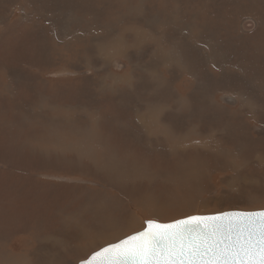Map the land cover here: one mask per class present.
<instances>
[{
	"label": "rangeland",
	"instance_id": "374dc122",
	"mask_svg": "<svg viewBox=\"0 0 264 264\" xmlns=\"http://www.w3.org/2000/svg\"><path fill=\"white\" fill-rule=\"evenodd\" d=\"M262 1L0 0V43L17 46L22 63L33 55L44 69L43 79L30 77L35 82L24 103L2 104L7 111L21 107L8 126L35 150L76 140L94 165L87 172L93 183L49 169L36 176L50 186L97 188L86 190L72 217L60 219L76 229L74 264L140 231L145 220L264 210V10L255 6ZM8 21L23 29V39L32 37L31 47L2 38ZM49 82L59 89L48 99L39 84ZM15 86L8 81L0 93L8 99ZM111 130L128 148L111 144L107 138L117 134ZM22 219L13 222L18 229ZM47 227H38L46 245L33 260L27 259L33 250L0 233V264H66L70 234L58 228L57 236L41 234ZM21 228L32 234L29 218Z\"/></svg>",
	"mask_w": 264,
	"mask_h": 264
},
{
	"label": "bare ground",
	"instance_id": "6f19581e",
	"mask_svg": "<svg viewBox=\"0 0 264 264\" xmlns=\"http://www.w3.org/2000/svg\"><path fill=\"white\" fill-rule=\"evenodd\" d=\"M47 2H48V0H47ZM249 3H250V1H249ZM260 4H256L255 6L257 8L264 10V0L262 2H260ZM52 7H54L53 4H52ZM263 13H264V11H263ZM15 25H16V23L11 24L8 21L4 25L2 38L9 39L10 43H14L15 40L18 38L16 45H18V43L21 42V43H24L26 48H28V46L31 47L32 37L28 38V39L27 38L23 39L24 37H22L20 35V34L23 35V32H22L23 29L20 28L21 30L20 29L18 30V27H16ZM20 46H21V44H20ZM14 48L15 47H12V46L7 45L5 43H0V74H3L5 77V83L1 82L2 80H0V82H1L0 88L7 85L8 81H10L11 83L16 84L14 89L18 90L17 93H15V92L11 93L12 92L11 91L9 94H7L9 97L8 99H10V101H8V99L3 97V95H2L3 93H0V105H1L0 106V233H3L4 231H6V232H8V238L10 240L18 239L20 242L19 247L21 249L24 250L25 248H29V249L33 250L32 254L28 252V254L30 256H28V258H27L29 260H33V259L39 257L43 247L46 245V244L41 243L39 241V238H41V237H40L39 233H37L40 230V228H38V227L40 225H49V227H47V228H42L44 230V232H42L41 234L51 233V234H53V236H55V235L57 236V234L54 235V233H55V228H58V230L60 232H67L68 235L70 234L69 238L66 239V241L69 245V249H68L69 253H68L67 258H65V261H66V264H74L75 259L77 257L75 253L77 250L80 249L79 246L75 247L73 245L74 243H71V242H73V237H74L76 229H74V227H72V226H64L62 221H60V219L62 218V215H64V214H68V216L71 215V217H72L74 215V210L77 207L82 206L86 202V200L88 199L87 195L84 194L86 192V190L91 189L92 191H96L97 188H87L85 185H81L79 187L80 190L78 191L77 189L74 188V186H73V188H71L72 186H70V185L64 186V184H61V185L57 184V185L50 186L52 184H49L47 182H43L42 180L38 179L36 176H38V172L45 171V170L49 169L50 172L52 171V172L58 173V174H56V176L57 175H63L65 177V176H68V173H78L84 179L82 178L81 180L80 179L75 180L74 182L80 181L83 183H85V182L91 183L92 181L90 182V180L88 179V173L87 172L89 171V173L91 174V170H92V167L94 165L88 160L90 158L89 156H91L89 150L83 149V147H84L83 145H76V142H75L76 140H74V139H73L74 141H70L71 138H69V141L65 142V143H53V144H47L46 143V145H45L46 147H44V148L42 146H41V148H39L41 145L40 144V145H38V148L35 150L34 146H29L28 144L27 145H21L23 139L25 138V135L23 134V132H17L18 129L14 128L15 126H8V123L14 120L10 117V115L14 112V110L16 108H21V107H19V106L12 107L11 106L9 108L11 110L7 111L6 109H8V107L7 106L2 107V104L3 103L10 104V102H13V101L16 103L19 102V104H21L22 102L24 103L26 98H28L30 95V89L29 88L35 82L34 79H37V80L43 79L42 72H44V69L42 70V67L36 66L37 62L34 61L33 55H28V56L24 55L23 56V63H22V61H21L22 54L20 55L18 53L17 46L15 48V52H14ZM12 52H14V56H12ZM13 59H15L16 62H13ZM35 68L38 70L34 71ZM26 70H29L31 72V74L26 75V72H25ZM16 71H19V72H16ZM39 71H41V73ZM30 77H32L34 79H32ZM18 79H20V80H18ZM39 86L42 88L41 91H45L44 96L48 99L51 98L53 96V94H55L56 91H58V89H59L58 85L55 83H52V82L48 83L49 88H48V86L45 88L44 84H39ZM41 91L38 90L37 92H35V94H39ZM5 94L6 93H4V95ZM67 99H68V101H70V96H67ZM20 106H22V105H20ZM28 113H31V110H28L27 114ZM67 113H69V112H67ZM39 117L40 116H37V118H39ZM49 119H46V121H48V123L50 121L54 120V118H52L50 120ZM16 120H17V122L19 121L18 119H16ZM42 120H44V119H42ZM67 123H68L69 127H72L74 124L72 122H67ZM110 127L111 126L107 125V126L103 127V129H110ZM111 128L115 129L113 127H111ZM116 130H118V129H116ZM257 130H259V129H257ZM111 132H113V134L117 133L116 131H113V130H111ZM119 133L120 132H118L116 134V136L113 137V140H110V138H107V139H109V141L113 145L123 144L125 148H128L129 144L125 142L126 140H124V138L121 135H119ZM109 141H108V143H109ZM200 145H202V144H200ZM76 147H78V149L75 151ZM41 151H44V152L38 153ZM113 155H115V154H113ZM75 156L78 157L76 159L77 161L75 160V158H76ZM189 156H190V154H189ZM85 160H88V161H85ZM75 162H80V164L76 166V165H74ZM5 164L8 167L7 169L1 166V165H5ZM101 166H103V165H101ZM95 168L96 167H94V169ZM103 168L106 170V168H108V167L106 165H104ZM240 168H241V165H240ZM25 171H29L28 173L33 172V174L28 175V173H25ZM47 173H49V172H47ZM119 174H120V176H123L124 174H127V173L121 171V172H119ZM60 177H62V176H60ZM64 177H62V178L64 179ZM62 178H61V181H62ZM110 180H111V178H110ZM94 184H96V186H99V187L101 186V183L100 182L98 183V181H95ZM129 185H130V183H129ZM111 190H113V189H111ZM117 190H118V188H117ZM78 193H79V195H78ZM120 193H121V191H120ZM81 194H84V195L81 196ZM118 194H119V192H118ZM109 199H110V197H109ZM103 201H105V200H103ZM110 202L111 201H108V203H110ZM64 206L70 207L68 210H71V211L67 212L64 209ZM140 206H141V204H140ZM127 208H129V207H127ZM136 214H137L136 217H138L139 219L142 218L143 216H149L146 213L144 215L138 214V213H136ZM21 216H23V219L25 217L29 218V220L31 222V232L33 235L30 234V232H27L26 230L21 228V224H22L23 219L20 223L19 229L16 227L15 224L18 223L19 218ZM136 217H134V218H136ZM64 218H62V219H64ZM135 223H137V222H135ZM120 226H121V224H120ZM113 228H115V227H113ZM134 228H136V227H134ZM134 228H131V229L133 230ZM79 230H80V228H79ZM126 230H124V231L126 232ZM82 232H83V230L79 233H82ZM89 232H91V231H89ZM125 232H123V233H125ZM121 234H122V232H121ZM77 235H78V233H77ZM28 241H30V243H28ZM108 244H110V243L103 244V245L99 246L98 248H102ZM24 251H26V250H24ZM45 251H47V250H45Z\"/></svg>",
	"mask_w": 264,
	"mask_h": 264
},
{
	"label": "snow or ice",
	"instance_id": "6c2138e0",
	"mask_svg": "<svg viewBox=\"0 0 264 264\" xmlns=\"http://www.w3.org/2000/svg\"><path fill=\"white\" fill-rule=\"evenodd\" d=\"M82 264H264V210L149 221Z\"/></svg>",
	"mask_w": 264,
	"mask_h": 264
},
{
	"label": "water",
	"instance_id": "95a60500",
	"mask_svg": "<svg viewBox=\"0 0 264 264\" xmlns=\"http://www.w3.org/2000/svg\"><path fill=\"white\" fill-rule=\"evenodd\" d=\"M230 211H232V210H230ZM238 211V210H237ZM255 211H261V210H255ZM225 212H227V211H225ZM217 214V213H216ZM194 215H198V214H194ZM206 215H214V214H206ZM184 218H186V217H184ZM184 218H180V219H184ZM177 220H179V219H177ZM149 221H152V222H155V223H160V224H166V223H172V222H174V221H176V220H174V221H170V222H157V221H153V220H145L144 221V228L143 229H141L140 231H143V230H145V228H146V226H147V223L149 222ZM140 231H137V232H140ZM137 232H134V233H132V234H130V235H134V234H136ZM130 235H128V236H130ZM128 236H126V237H123V238H121V239H125V238H127ZM120 239V240H121ZM120 240H118V241H116V242H114V243H118ZM109 245V244H108ZM108 245H106V246H108ZM105 247V246H104ZM100 249H98L97 251H99ZM96 251H94V252H92L85 260H82V261H80V262H78V264H82V262H84V261H86L87 259H90L91 258V256L95 253Z\"/></svg>",
	"mask_w": 264,
	"mask_h": 264
}]
</instances>
